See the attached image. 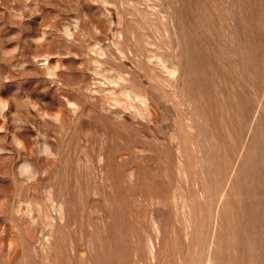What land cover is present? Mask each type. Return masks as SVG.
<instances>
[{
	"label": "rangeland",
	"instance_id": "rangeland-1",
	"mask_svg": "<svg viewBox=\"0 0 264 264\" xmlns=\"http://www.w3.org/2000/svg\"><path fill=\"white\" fill-rule=\"evenodd\" d=\"M0 264H264V0H0Z\"/></svg>",
	"mask_w": 264,
	"mask_h": 264
}]
</instances>
